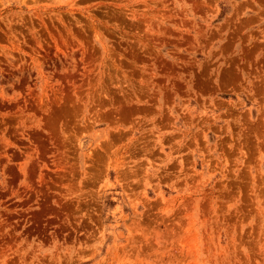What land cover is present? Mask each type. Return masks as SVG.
Listing matches in <instances>:
<instances>
[{"label": "rangeland", "instance_id": "obj_1", "mask_svg": "<svg viewBox=\"0 0 264 264\" xmlns=\"http://www.w3.org/2000/svg\"><path fill=\"white\" fill-rule=\"evenodd\" d=\"M0 264H264V0H0Z\"/></svg>", "mask_w": 264, "mask_h": 264}]
</instances>
